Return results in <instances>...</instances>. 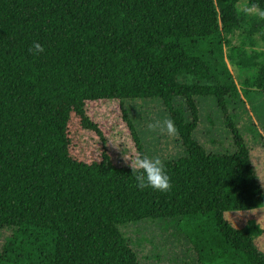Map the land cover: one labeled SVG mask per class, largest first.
Instances as JSON below:
<instances>
[{
  "label": "trees",
  "instance_id": "trees-1",
  "mask_svg": "<svg viewBox=\"0 0 264 264\" xmlns=\"http://www.w3.org/2000/svg\"><path fill=\"white\" fill-rule=\"evenodd\" d=\"M238 1L0 0V229L11 230L0 264H141L120 227L169 219L198 264H264L255 237L224 217L264 207L228 111L241 91L264 93L262 53L229 47L243 25L264 39V19L247 21ZM34 41L45 49L37 56ZM227 60L257 73L238 85ZM197 98L217 106L232 153H207L194 138ZM127 100H160L179 129L185 156L165 162L168 193L134 186L91 114L119 101L143 155Z\"/></svg>",
  "mask_w": 264,
  "mask_h": 264
},
{
  "label": "rangeland",
  "instance_id": "rangeland-1",
  "mask_svg": "<svg viewBox=\"0 0 264 264\" xmlns=\"http://www.w3.org/2000/svg\"><path fill=\"white\" fill-rule=\"evenodd\" d=\"M247 1L239 0L237 7L245 11ZM246 14L247 21L251 16ZM257 17V16H255ZM229 47H240L246 53L260 52L264 60V39L261 32L249 33L246 25L227 36ZM234 81L240 85L247 78H253L255 68L240 70L234 61H228ZM181 83H192L190 77L179 79ZM228 111L241 131L247 147L251 165L264 190V93L240 92L239 99H228ZM199 121L193 136L201 143L207 153L229 154L233 151L231 135L224 119L212 99H196ZM180 103V101H179ZM126 109L144 146L145 154L159 155L164 162L185 156V148L180 137L169 138L158 133H149L147 124L156 119L170 117L168 110L160 100H127ZM93 118L108 131V143L111 157L116 165L126 166L124 153L134 157L140 155L131 139L130 132L122 119L119 101L94 103L90 105ZM224 217L234 227L247 229L257 247L264 252V207L238 211L229 210ZM132 250L141 264H198L196 255L185 235L179 230L177 220H143L128 223L120 227ZM9 229H0V252Z\"/></svg>",
  "mask_w": 264,
  "mask_h": 264
},
{
  "label": "clouds",
  "instance_id": "clouds-1",
  "mask_svg": "<svg viewBox=\"0 0 264 264\" xmlns=\"http://www.w3.org/2000/svg\"><path fill=\"white\" fill-rule=\"evenodd\" d=\"M250 16H257L264 19V8L259 4L252 3L245 8ZM29 51L34 55H40L45 51L44 47L37 41L33 42ZM149 133H158L161 136L176 138L179 136V129L171 117L156 119L147 124ZM125 165L130 168L131 175L135 179V187L139 190L151 188L161 193H168L172 190L171 177L168 175L164 160L159 156L147 154L131 157L124 153Z\"/></svg>",
  "mask_w": 264,
  "mask_h": 264
}]
</instances>
